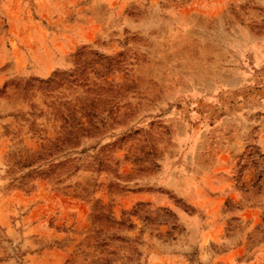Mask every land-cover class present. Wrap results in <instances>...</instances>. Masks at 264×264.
Wrapping results in <instances>:
<instances>
[{
    "label": "rangeland",
    "instance_id": "obj_1",
    "mask_svg": "<svg viewBox=\"0 0 264 264\" xmlns=\"http://www.w3.org/2000/svg\"><path fill=\"white\" fill-rule=\"evenodd\" d=\"M0 264H264V0H0Z\"/></svg>",
    "mask_w": 264,
    "mask_h": 264
}]
</instances>
